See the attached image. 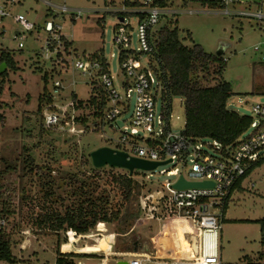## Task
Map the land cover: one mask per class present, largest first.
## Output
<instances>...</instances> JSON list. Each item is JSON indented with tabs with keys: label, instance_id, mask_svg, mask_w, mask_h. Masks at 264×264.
<instances>
[{
	"label": "rangeland",
	"instance_id": "rangeland-1",
	"mask_svg": "<svg viewBox=\"0 0 264 264\" xmlns=\"http://www.w3.org/2000/svg\"><path fill=\"white\" fill-rule=\"evenodd\" d=\"M179 3L193 9L204 7L183 0H177L174 7ZM51 4H65L70 10L80 11V15L72 11L62 13ZM128 6L125 0H0V7L10 13L0 17V31H3L0 56L7 51L16 61L14 68L5 67L2 73L7 72L6 75L0 73V209L5 214L0 227L10 233L14 264H56L60 252L81 254L75 257L76 264H102L105 257H108L106 264H118L141 253L164 256L168 261L181 259L179 264H194L186 258L196 256L201 241L198 231L188 223L180 224L182 220L170 219L173 216L164 211L156 193L160 184L177 178L161 174V170L178 168L187 175L191 164L169 163L155 171L136 170L141 172L132 174L119 167L97 168L92 165V158L86 163L84 157L102 146L123 149L117 129L107 124L101 129L95 128L92 116H88L85 124L77 122L76 116L89 115L90 107L70 108L59 124L46 122L47 114L69 106L74 100L73 93L84 106L88 103L92 83L75 69L78 59L102 50L111 65V73L120 75L116 26L119 13L128 10ZM19 14L35 24L32 32H23L15 19ZM49 20L60 24L62 35L73 42L72 53H65L61 61L55 62L43 54L48 38L44 27ZM169 22L179 29L185 44H199L206 52L221 53L227 59L222 77L230 82L233 92L228 107L255 118L253 106L264 103V30L256 23L212 13L167 16L156 27ZM132 26L136 48V19H132ZM18 31L21 33L16 37ZM256 45L261 47L260 51L254 50ZM215 67L211 65L209 73L203 74L204 84L213 85L220 79ZM46 73L48 82L44 79ZM57 79L63 81V89L60 94H53ZM45 92L53 94L50 103ZM42 97L44 102H40ZM134 106L133 97L125 119L130 118ZM161 107L159 100L158 112ZM185 121L183 99L174 97L172 130H184ZM118 124L123 128L126 123L120 120ZM251 132L250 128L241 137ZM29 155L34 159L32 170L25 162ZM73 173L82 176L89 185L87 188L94 189L95 194L103 193L109 201L105 209L110 220L98 223L83 236L64 229L57 232L53 224L43 221L48 213H64L78 201L77 190L82 180L75 179ZM119 175H130L134 180L130 199L122 196L119 182L113 180ZM244 186L233 192L225 212L221 257L226 264L256 257L262 249L258 220L264 218V162L249 173ZM150 193L154 196L144 208L143 201ZM69 233L75 235L71 242ZM65 238L67 243H60ZM86 253L92 255L82 256ZM0 264L13 263L2 261Z\"/></svg>",
	"mask_w": 264,
	"mask_h": 264
},
{
	"label": "built area",
	"instance_id": "built-area-1",
	"mask_svg": "<svg viewBox=\"0 0 264 264\" xmlns=\"http://www.w3.org/2000/svg\"><path fill=\"white\" fill-rule=\"evenodd\" d=\"M138 1V5H129L128 10L119 13L115 42L120 52V75L111 73V65L105 55L103 60L92 59L86 55L78 59L74 67L84 77L87 76L91 83L96 81L103 87L106 93L105 104L98 123L94 126L101 129L107 124L117 129L120 132L118 142L123 146V149L119 148L120 150L126 151L129 156L149 161L163 162L171 159L169 163L177 162L186 166L191 164L187 175L181 173L178 168L160 171L161 174L176 175L177 178L167 179L156 189L158 202L162 204L169 217L183 218L192 225L194 231H198L201 239L198 254L186 259H192L194 264H226L223 263L221 257L223 247L221 233L225 220V204L229 202L233 192L243 184L257 164L264 162V103L253 106L256 117L250 125L252 132L246 137L239 138L233 145L226 146L209 138L188 137L183 130H172L171 112L163 103L161 81L150 58L153 53L151 39L156 26L163 18L184 13L222 14L256 23L264 30V0H183L186 3L203 5L204 7L200 9L187 8L182 3L174 7L177 0ZM51 6L62 13L72 11L76 16L80 15V11L70 10L65 4H51ZM9 14L5 8L0 7V17ZM15 19L22 25L23 32H32L35 29V24L27 20L24 15L19 14ZM132 19L137 20L135 31L138 46L136 48L133 46ZM44 29L48 32L43 51L45 58L56 62L61 61L65 53H72L71 48L67 49L66 44V41L70 40L62 35L60 24L55 20H49ZM20 33L18 31L16 37ZM1 35L3 31H0ZM19 46L22 47L23 43L20 42ZM260 49L259 45L254 47L255 51H260ZM53 53L55 56L52 55ZM53 86V94H60L63 81L57 79ZM53 94L50 93L52 97ZM133 97L135 98L133 113L129 119H125ZM159 100H161L162 107L158 112ZM74 105L73 100L68 107L61 109L58 107L60 110L57 112L47 114V124H59L62 118L67 116L69 109L74 108ZM120 120L126 123L123 128L118 124ZM209 150L215 153L212 154ZM164 165L158 166L156 170ZM181 176L188 181H209L213 185L175 188L174 184ZM252 186H255L254 182ZM153 196V193L146 196L143 201L144 208ZM215 209H219V212ZM70 233L71 242L76 232L73 236ZM261 243L262 249L258 251L256 257L241 259L231 264H264V237ZM107 260L108 257H105L102 264H106ZM180 261L181 259L176 258L168 261L164 256L141 253L133 254L128 264H179Z\"/></svg>",
	"mask_w": 264,
	"mask_h": 264
},
{
	"label": "trees",
	"instance_id": "trees-1",
	"mask_svg": "<svg viewBox=\"0 0 264 264\" xmlns=\"http://www.w3.org/2000/svg\"><path fill=\"white\" fill-rule=\"evenodd\" d=\"M126 5H138L139 1L132 2L125 0ZM151 43L153 53L151 61L153 67L161 81V96L163 103L168 111L172 113V101L174 97H181L184 102L185 128L184 134L188 137L209 138L221 142L223 145H233L250 128L253 120L252 116L241 114L228 107V100L233 95L230 82L222 77L226 69L227 59L220 53H208L199 44L187 45L180 36L177 27L169 23L159 26L152 34ZM67 49L72 48L73 42L66 41ZM92 59H104L102 50L89 55ZM2 63L14 68L16 61L7 51L1 56ZM215 65V72L220 77L217 83L206 85L203 83V74L209 73V67ZM7 72L2 73L6 75ZM48 73L44 76L48 82ZM92 93L86 106L84 102L78 99L76 93L72 94L74 99V108L90 107L92 110L89 115L76 116L75 120L81 123H87L88 116H92L94 123L98 119L104 108L106 93L103 87L96 81L92 82ZM48 94L47 102L50 103L53 97ZM45 99L40 98V102ZM41 111V107L38 108ZM87 126V125H86ZM26 151L27 148L24 147ZM30 150V149H28ZM91 156V154H90ZM84 157L85 162L89 163L91 157ZM89 159V160H88ZM30 170L33 169L34 159L32 155L25 159ZM263 162L257 164L261 165ZM93 165V162H92ZM256 166V167H257ZM98 168V167H97ZM141 172V171H136ZM73 177L82 180L80 189L77 190L78 201L72 206L66 208L64 213H48L44 217V222L53 224V229L57 232L64 229L66 232L74 231L76 234H87L94 229L100 222L110 220L107 217L105 205L109 203L103 193L95 194V190L87 188V183L83 181L82 176L73 173ZM113 180L119 182L122 196L130 199L134 190V180L129 175L114 176ZM228 207V201L225 204V212ZM118 214V213H117ZM4 210L0 209V220L4 218ZM261 224L262 238L264 237V218L258 220ZM10 233L0 227V263L7 261L15 263V257L12 253ZM60 243H67V239ZM137 249V248H136ZM79 253H59L56 264H76L75 257ZM92 254H82V256H91Z\"/></svg>",
	"mask_w": 264,
	"mask_h": 264
},
{
	"label": "water",
	"instance_id": "water-1",
	"mask_svg": "<svg viewBox=\"0 0 264 264\" xmlns=\"http://www.w3.org/2000/svg\"><path fill=\"white\" fill-rule=\"evenodd\" d=\"M123 18L121 17V20ZM6 67L5 63L0 65V73L4 71ZM91 158L95 167H119L127 169L131 174L136 170L142 171H155L160 165L171 162L168 161H149L139 157L129 156V154L120 149H116L109 146H102L91 152ZM213 183L209 181H188L183 176L174 184L175 188H186V187H200V186H212ZM136 250V249H135ZM118 264H128V261H119Z\"/></svg>",
	"mask_w": 264,
	"mask_h": 264
},
{
	"label": "bare ground",
	"instance_id": "bare-ground-1",
	"mask_svg": "<svg viewBox=\"0 0 264 264\" xmlns=\"http://www.w3.org/2000/svg\"><path fill=\"white\" fill-rule=\"evenodd\" d=\"M170 219H173L174 221H179V220H182V221H180L179 223L181 224V223H188L185 219H183V218H179V217H171ZM189 224V223H188ZM174 225V224H173ZM189 225H191V224H189ZM173 228H175V229H177V227L174 225V226H172ZM191 227H192V225H191ZM193 228V227H192ZM198 254V251H197V253H196V255Z\"/></svg>",
	"mask_w": 264,
	"mask_h": 264
},
{
	"label": "crops",
	"instance_id": "crops-1",
	"mask_svg": "<svg viewBox=\"0 0 264 264\" xmlns=\"http://www.w3.org/2000/svg\"><path fill=\"white\" fill-rule=\"evenodd\" d=\"M244 182H245V181H244ZM244 182H243L242 185L238 186L237 189H244V188H245V186H244ZM224 218H225V217H224ZM221 243H222V233H221ZM78 252H80V251H78ZM84 252H87V251H84Z\"/></svg>",
	"mask_w": 264,
	"mask_h": 264
}]
</instances>
